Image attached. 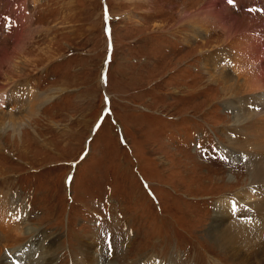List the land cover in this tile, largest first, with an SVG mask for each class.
I'll return each instance as SVG.
<instances>
[{
    "label": "rangeland",
    "instance_id": "1",
    "mask_svg": "<svg viewBox=\"0 0 264 264\" xmlns=\"http://www.w3.org/2000/svg\"><path fill=\"white\" fill-rule=\"evenodd\" d=\"M211 2L107 0L108 23L103 0H0V86L10 95L0 115V239L23 219L18 228L33 232L18 238L19 254L2 248L9 263L48 264L51 251L54 264H81L82 242L92 239L99 264H136L147 254L157 264H264L263 256L241 255L252 245L236 256L210 235L218 202L236 199L251 182L238 148L264 145L257 120L239 133L240 101L229 104L206 69L221 71L212 51L234 56L240 43L224 48L213 20L200 35L187 22L223 12ZM13 10L19 44L18 37L2 40ZM247 12L242 5L238 35L251 30L241 15L257 16ZM16 49L23 54L14 65ZM236 61L226 67L233 78L243 70ZM104 90L112 97L106 116ZM38 94L53 99L29 116L25 107ZM251 197L250 204L263 202L264 190ZM30 241L37 245L26 248Z\"/></svg>",
    "mask_w": 264,
    "mask_h": 264
},
{
    "label": "bare ground",
    "instance_id": "2",
    "mask_svg": "<svg viewBox=\"0 0 264 264\" xmlns=\"http://www.w3.org/2000/svg\"><path fill=\"white\" fill-rule=\"evenodd\" d=\"M217 1L223 5V6L221 5L223 8V12L224 11L229 12L230 10L232 12L230 11V13H226V12L223 13L222 10L216 9L215 13L212 15L205 17V16H200L199 14H197L200 18H195L196 16L194 15L187 22L190 23L191 27L193 28V31L195 32V35H200V31H201L200 28L205 26L204 24H206V22H212L211 20H213V27L221 28V30L225 33V37L222 43L224 48H225V45L227 46L229 43H231L230 44L231 47L229 48H233V49L235 48L239 49L240 47L242 48L239 54H236L234 56L232 53L227 54L226 51H223V50L222 51L214 50L215 52L212 51L211 62H213V65L216 66L217 68V67H220V65L218 64L222 65L223 63L222 65L223 67H221L222 70L219 71L218 73L213 71L214 68H212V70L209 68H206L209 74V81L213 82L214 84L219 83L220 85H222V90L225 96L227 97L226 100H228L229 104L231 100H233V105L237 103L238 100L240 101L238 108L234 110L236 126H237L236 128L239 129V133L242 130H244L243 127H245L248 122L255 121V120H257V122L259 123V126H261V130L264 133V102L260 103L261 99L262 101L264 100V97H262L264 95L263 94L259 95L260 91L264 90V67H262V64L264 63V11H262L264 10V8H262L264 6L263 4L264 0H233L231 6L228 3V0H212L211 5L216 7ZM242 5H245L246 11H250V12H247L246 14L257 15V16H245V14L243 13L241 17H244L245 21L247 19V21L249 22L248 24H244L245 28L249 27L251 30L247 31V33L243 32V34L241 32L242 35L241 34L238 35L239 34L238 32L241 31L240 29H239L240 31L238 30V24H239V18H240L239 17L240 14L238 13L241 12ZM18 12H23L21 14V17H23L24 14H26L24 9ZM9 13L10 12H8L7 15H9ZM11 13H12L11 18L7 20L8 21L7 23H5L6 36L2 37V40H4L5 38L6 39L10 38V37L12 38L18 37L19 38L17 41L18 43V42L23 41L20 39V36H21L20 34L22 33V31L20 32V30H22V28L21 26L17 28V23H18L17 19H19V15L14 10ZM15 13L16 15H13ZM230 15H232L231 18H230ZM25 17L26 15L24 16V18ZM199 22H202V25H199ZM197 25H199V27ZM29 27L30 28L32 27L31 20L29 23ZM209 27L211 28L210 25ZM204 28H206V26ZM234 36L236 37L238 36L239 39L238 38L236 39V37L234 38ZM236 42H239L240 44ZM236 44H238L239 46L241 45V46L237 47ZM218 48H223V47L220 46ZM20 50L21 49H16L15 51L16 54L12 55L10 59H9L10 56H8L6 59H9L8 61L12 63L17 62V60L20 59V56H21L20 53L23 54V52ZM17 51L19 52L17 53ZM237 59L240 60L238 61V65L241 68H243V70H238V71L236 70V72H239V76L237 75V78H233L228 73L229 68L227 66L231 67L233 63L235 62L237 63L236 61ZM14 65H16V63ZM205 66H208V65L206 64ZM226 67L228 68L227 70H226ZM14 88L16 89L17 86ZM4 89L5 87L3 85L0 86V115L1 116H3L4 114V111L1 108L5 105L6 94L9 95V93ZM245 93H250V94L246 95L245 100H242L243 98L242 96L245 95ZM15 95L17 96V100L20 98L19 100H22V101H24L23 99L26 96L25 93H20V92L15 93ZM31 98L32 100L25 107L27 108L25 109V111L28 110L29 116H33V114L36 113L35 109L39 105V102L40 104L47 103L53 99V97L39 95V94L34 95V97H31ZM10 100L16 101L14 97H11ZM1 116H0V131L3 130L2 126H3V121H4V117H1ZM9 117L11 118V120H14L13 114H10ZM16 126L23 127V123L13 125L12 127L15 128ZM248 134H251V132ZM260 144H261L260 142H257L256 144H254L252 148L249 143V144H244L238 148L241 153L246 155L245 160L248 159V167H249V172H250L249 174H250L251 182H250V185L247 191L244 189V191L239 192L238 196L235 197L236 199L226 198L218 202V206L214 210L215 217L213 218V222H212L213 224L211 226L212 230L210 233L213 240L214 239L217 240V243L218 242L221 243L224 246V248L230 247V249L234 251L236 256L240 254L239 252L241 248L252 245L251 253H244L241 255H246L248 257L252 255L255 257V259L256 257H259V258H261L262 256L264 257V201L263 202L260 201L259 203H254V204H250L249 202L250 199L252 198L251 197L252 194L257 196L260 193H262V191L264 190V165L262 163V161H264V145H260ZM14 214L15 212L13 213V215ZM234 216L240 219V221L238 222V225L236 226L230 225L228 222ZM15 218L16 217L14 216V219ZM22 223L24 225V219H23V222L20 220L18 223L15 222L14 224H12L10 228H8L9 226L7 227L8 228L7 230L9 231L5 232L0 239V259L3 258V249L4 250L11 249L10 247H12L13 251L17 250L19 254V247H20V244H22L20 240L23 241L21 235L23 234L25 237H28L33 234V232H30L29 230H28L29 232H24L25 231L24 228L19 229L18 225ZM13 225L15 226L13 227ZM12 229L17 231L15 235L11 233ZM18 238H20V240ZM91 241L87 240V241L82 242L81 247L83 248L84 255L81 256V259H80L82 261L80 262L81 264H99L98 256L100 254L96 252V247H95L97 245L94 241L90 243ZM54 243L55 242L52 240V243L49 244L50 246L48 245L49 250L54 247ZM36 245L37 243L30 241L29 244L26 245V248L30 246L34 247ZM42 246L44 247V245ZM26 248H25V251L26 250L28 251V249ZM50 252L49 254H51L50 255L51 259L48 262V264H54L55 256L52 255L54 253H50ZM234 259H237V258H234ZM15 260L16 258L13 259V261ZM109 261L111 262L113 261V259L112 260L110 259ZM0 264H11V262L9 263L7 259L4 257L0 261ZM136 264H157V263L155 262V259L153 256H150L147 254L146 256L140 258ZM163 264H167V263L164 262Z\"/></svg>",
    "mask_w": 264,
    "mask_h": 264
},
{
    "label": "snow or ice",
    "instance_id": "3",
    "mask_svg": "<svg viewBox=\"0 0 264 264\" xmlns=\"http://www.w3.org/2000/svg\"><path fill=\"white\" fill-rule=\"evenodd\" d=\"M233 2V0H229V3H232ZM262 11H264V10H262Z\"/></svg>",
    "mask_w": 264,
    "mask_h": 264
}]
</instances>
